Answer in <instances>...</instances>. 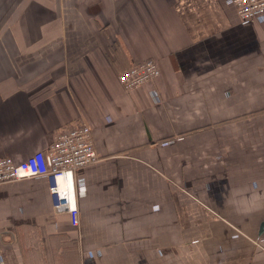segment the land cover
Segmentation results:
<instances>
[{
  "label": "crops",
  "instance_id": "0c3cea01",
  "mask_svg": "<svg viewBox=\"0 0 264 264\" xmlns=\"http://www.w3.org/2000/svg\"><path fill=\"white\" fill-rule=\"evenodd\" d=\"M152 59L131 92L118 76ZM91 129L79 224L0 185V264H264V18L229 0H0V158Z\"/></svg>",
  "mask_w": 264,
  "mask_h": 264
},
{
  "label": "built area",
  "instance_id": "2783aa9c",
  "mask_svg": "<svg viewBox=\"0 0 264 264\" xmlns=\"http://www.w3.org/2000/svg\"><path fill=\"white\" fill-rule=\"evenodd\" d=\"M241 21L252 22L264 18V0H229ZM160 75L156 62L148 59L134 64L118 76L121 87L131 92L154 81ZM99 161L87 124L81 123L63 130L44 151H37L15 162L0 158V185L35 178L48 181L53 208L65 211L72 227L79 224L75 174L82 167Z\"/></svg>",
  "mask_w": 264,
  "mask_h": 264
}]
</instances>
